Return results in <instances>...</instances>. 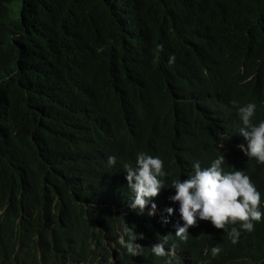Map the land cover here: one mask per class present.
Wrapping results in <instances>:
<instances>
[{
  "label": "clouds",
  "instance_id": "obj_1",
  "mask_svg": "<svg viewBox=\"0 0 264 264\" xmlns=\"http://www.w3.org/2000/svg\"><path fill=\"white\" fill-rule=\"evenodd\" d=\"M129 35L118 52L112 40L120 76L163 51L149 33ZM176 54L172 91L126 98L122 115L108 100L107 115L75 134L62 162L72 180L38 164L19 201L0 203V264H264V96L233 97L210 37ZM234 75L240 87L255 79L243 67ZM180 90L194 91L191 113ZM174 97L183 117L165 110ZM39 212L49 241L30 216Z\"/></svg>",
  "mask_w": 264,
  "mask_h": 264
},
{
  "label": "trees",
  "instance_id": "obj_2",
  "mask_svg": "<svg viewBox=\"0 0 264 264\" xmlns=\"http://www.w3.org/2000/svg\"><path fill=\"white\" fill-rule=\"evenodd\" d=\"M143 31L163 51L152 47L135 75L122 77V65L109 60L112 40L118 52L129 34ZM206 36L226 57L230 93L244 101L255 89L256 104L264 96V0H0V203L19 201L38 164L72 180L71 163L62 162L73 159L75 134L107 115L108 100L122 115L126 98L172 91L176 52L186 54ZM242 67L255 79L240 87L233 75ZM180 94L191 113L194 91ZM164 107L185 115L177 97ZM30 216L49 241L53 231L42 212Z\"/></svg>",
  "mask_w": 264,
  "mask_h": 264
}]
</instances>
